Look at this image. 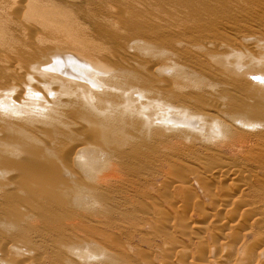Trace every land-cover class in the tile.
<instances>
[{"label":"rangeland","instance_id":"374dc122","mask_svg":"<svg viewBox=\"0 0 264 264\" xmlns=\"http://www.w3.org/2000/svg\"><path fill=\"white\" fill-rule=\"evenodd\" d=\"M11 1L0 2V15L10 17L5 18L7 33L0 40L1 102L10 98L6 101L10 107L19 104L25 74L34 72L30 65L53 51L62 60L73 55L115 68L121 65L130 71L127 73L130 77L132 74L133 84L141 90L136 92L138 88L133 89L132 82L127 86L121 83L118 95H125V88L126 92L143 93L142 99L135 96L134 102L128 100V106L120 112L121 120L120 115L119 119L116 117L118 121L113 119L115 123L122 122L119 128L115 125L111 142L103 141L102 145L94 141L91 128L88 136L93 137L96 147L86 135L92 126H83L85 123L76 120L70 123L69 108L67 117L58 118L64 121L62 125L53 120L62 133L57 137L59 141L51 138L49 147L51 139L47 134L53 127L33 120V128L24 115L27 131L24 116L8 117V111L0 106V127L4 121L14 122L17 118L15 121L22 123L27 133L35 134L30 142L37 140L35 149L44 141L42 148L54 145L59 148L56 153L61 150V155L64 151L69 154L64 152L61 160L60 153H54L48 160L58 161V169L63 172L55 169L59 176L54 170L49 171L53 161L44 167L45 172H50L47 174L42 170L43 163L36 161L42 164L38 169L34 160L24 159V154H18L20 158L0 151V165H5L0 169L6 173L0 171V264H264V257H260L264 256V0H50L54 10L72 23L71 30L60 23L62 31L56 39L42 35L43 38L33 29V23L23 19L26 0H20L23 9L16 8L17 0ZM11 6H16V13ZM13 73L12 79L9 76ZM16 73L24 77L22 82ZM34 77L37 76L31 77L33 88L37 85ZM130 77L123 81L129 83ZM6 80L13 81L5 84ZM17 82L21 86H16ZM12 84L16 86L12 87L14 90L10 88ZM152 99L166 104H160V109L168 107L161 112L150 109L148 116L141 118L138 113L147 108L143 109L142 104L153 102ZM182 107L190 122L181 120L177 109ZM201 113L212 117L204 115L205 119ZM122 119L131 124L135 121V127ZM122 124L125 126L120 129ZM2 132L1 148L5 139ZM65 133L79 142L85 138L80 134L83 133L91 141L83 142L97 151L76 165L72 160L76 149L70 144L75 141L68 143ZM38 134H46L45 139ZM27 162L29 166L33 163V169L36 166L39 175L36 173L35 177L28 165L26 170L31 168L28 171L34 175L22 173L26 170L20 169ZM43 173L50 176L46 178ZM22 174L30 175L24 176V181L32 176L36 178L32 179L34 182L37 180L26 191L35 194L39 186L43 187L38 196L24 192L26 186L21 188ZM54 176L59 177L56 179L60 188L54 187L58 183ZM45 192L50 195L46 197ZM245 205L253 207V211ZM250 249L257 250L255 256Z\"/></svg>","mask_w":264,"mask_h":264},{"label":"bare ground","instance_id":"6f19581e","mask_svg":"<svg viewBox=\"0 0 264 264\" xmlns=\"http://www.w3.org/2000/svg\"><path fill=\"white\" fill-rule=\"evenodd\" d=\"M5 1V0H4ZM7 1V0H6ZM9 1V0H8ZM13 1V0H12ZM11 1V2H12ZM14 1H16V0H14ZM19 1V2H18ZM22 1V0H21ZM20 0H17V2H14V4L15 5H17L18 7H16L17 9L20 7V2H21ZM23 1H25V0H23ZM22 1V2H23ZM1 3H3V0L2 1H0ZM10 2V3H11ZM26 2V3H25ZM25 2H23V3H25L26 5H23V3H21L23 6H26V7H24V8H26V10L24 9L23 10V12H22V14L24 15V17H23V19L25 20V21H27V22H31V25H33L34 24V26H32V28L33 29H35V31L37 32V33H42L41 34V36L43 35L45 38H51V37H54V39H56L55 37H56V35L59 33V31H62L61 29V27L59 26V24L60 23H64V27H65V29L66 30H71V28H70V26L72 27V23L71 22H69V19L65 16V15H63V14H61L60 12H56L55 10H54V8H53V6H52V3H51V1L50 0H26ZM7 3V2H6ZM9 3V2H8ZM16 3H18V4H16ZM1 5V4H0ZM21 5V6H22ZM10 6V5H9ZM3 7V6H2ZM12 7V8H11ZM10 8H11V11L13 10L15 13H16V11H15V7L13 8V6H11ZM7 8H9V7H7ZM20 8H22V7H20ZM3 9V8H2ZM1 9V10H2ZM16 9V10H17ZM23 9V8H22ZM5 10V9H4ZM9 10V9H8ZM21 10V9H20ZM6 11V10H5ZM12 11V12H13ZM19 11V10H18ZM22 11V10H21ZM25 11V12H24ZM3 12V11H2ZM8 12H10V11H8ZM7 13V12H6ZM11 13V12H10ZM13 14L14 13H11L10 15H12L13 16ZM17 14H18V12H17ZM16 14V15H17ZM253 14V13H252ZM3 15V14H2ZM16 17V16H15ZM15 17H13V18H15ZM5 18H10V17H6V14L5 15H3V17L0 15V40L1 39H3V36L5 35V33H7V27L6 26H4V23H5ZM132 19V18H131ZM13 21H14V19H12ZM130 20V19H129ZM128 20V21H129ZM8 21V20H7ZM133 21V20H132ZM29 22V23H30ZM8 23V22H7ZM33 23V24H32ZM13 24V23H12ZM9 25V24H8ZM18 27H22L21 25H19L18 23L16 24ZM27 25H28V23H27ZM27 25H25L26 27H27ZM31 25L29 26V27H31ZM16 26V27H17ZM130 26V25H129ZM28 27V28H29ZM111 27V26H110ZM128 27V26H127ZM15 28V27H14ZM27 28V29H28ZM31 28V29H32ZM112 28V27H111ZM22 29H24V28H22ZM21 29V30H22ZM30 29V28H29ZM13 30V29H12ZM38 30V31H37ZM118 32V31H117ZM13 33V32H12ZM15 33V32H14ZM16 34V33H15ZM70 34H71V31H70ZM116 35V34H115ZM118 35V34H117ZM120 35V34H119ZM12 36H13V34H12ZM15 36V35H14ZM42 36V37H43ZM39 37V36H38ZM43 37V38H44ZM27 38V37H26ZM117 38V37H116ZM38 39H40V38H38ZM54 39H52V40H54ZM123 39V38H122ZM43 40V39H42ZM2 41V40H1ZM17 41V40H16ZM137 41H139V40H137ZM137 41H135V42H137ZM42 42V41H41ZM40 42V43H41ZM140 42V41H139ZM147 42V41H146ZM3 43V42H2ZM2 43H1V45H2ZM39 43V44H40ZM45 43H47V42H44L43 44L45 45ZM141 43H144V42H141ZM147 43H149V42H147ZM147 43H145L146 44V46H147ZM40 45H42V43L40 44ZM43 45V46H44ZM142 45V44H141ZM151 45V44H150ZM149 47V46H148ZM143 48V47H142ZM50 51H48L47 52V54L49 53ZM37 53V52H36ZM41 54V53H40ZM46 54V53H45ZM44 54V55H45ZM46 54V55H47ZM43 55V54H42ZM38 56V55H37ZM39 57V56H38ZM43 57V56H42ZM40 58L39 60H37L38 58H36V55H35V58H36V62H33V64H31L30 66H31V68H32V70L34 71L33 72V74H31V75H33V76H37V77H34V79H36L37 81H36V83L35 84H37L36 86H34V88L32 87L33 85H34V83L33 82H31V77H33V76H31V75H29L30 74V72H28V74L26 75L25 74V71L23 72L24 74H25V80L24 79H22V78H24V77H22L21 76V74L20 75H17V73H16V76L18 77V76H20L19 78H21L20 79V82H22L23 80H24V82H23V85H22V87H23V89H24V92H23V95H21V97H20V95H19V98L21 99L20 100V103L18 104H13V106L11 105V107H10V105L6 102V101H8L7 99H10V98H7L8 96L6 95L7 94V92L9 91V90H7L8 88L6 87V89L5 90H7V92H6V94H5V96H6V101L5 102H1V104H0V106H2V108H3V106L5 107V109H6V111H8V113L6 112V114H7V116L9 117V115H11L12 117L13 116H15V117H22V116H24V115H26V117L29 119L28 120V122L30 121V124L31 123H33V128H34V124L35 123H39V122H37V121H42V122H40V123H44V124H46L47 126H51V127H53V128H51V130L48 132V134H49V136H48V134H47V137H50L49 139H51V138H53V137H55L56 138V140H58V138L57 137H60V134L62 133L59 129H57L58 127L55 125V122L57 121L58 123H60L61 122V125H62V122L64 123V121H58V120H60V119H58V118H62L63 116H66L67 117V113H66V115H65V112H66V110H67V108H69V111H70V113H71V118H72V120H71V118H70V120H71V122L70 121H68V119H67V121H68V123L70 122V123H74V122H72L73 120H76V122H80L81 124L82 123H85V124H83V126L84 125H91L92 127H90L89 129H87V133H86V135L88 136L89 134H88V132L91 130V128L92 129H94L93 131L95 132L94 133V139H93V137H92V139L95 141L96 140V142L97 141H99L100 143H102V145H103V143L106 141V142H111L112 140H113V138L115 137V136H113V134H114V132H115V130H116V128L117 127H115V125L116 126H118V124H120L122 121H120V123H115L116 121H118V120H116L118 117H119V115L121 116V117H119L118 119L119 120H121V118H122V115H121V111L123 110V109H125V107H127L128 106V100H130V101H132V102H134L133 100L135 99V98H139L140 97V99H142V93L141 94H139V93H130V91L128 90V92H126L127 91V89L125 88V90H123L124 89V87H125V85L127 86V85H131L130 84V82H132V74H131V77H130V75L127 73V72H130L129 70H127V68H124V67H122L121 65L120 66H118L117 68H115V67H111V66H108V65H106V64H103V63H101V62H99L98 60H95V61H89V60H87V59H83V58H80L79 56H73V55H69L68 57L69 58H66L65 60H62L56 53H55V51H53L52 53H49L48 55H47V57L45 56V57H43V58ZM79 57V58H78ZM93 60V59H92ZM111 65V64H110ZM116 66V65H115ZM30 68V69H31ZM32 70H31V73H32ZM15 71V70H14ZM14 71H12V72H14ZM17 71V70H16ZM15 71V72H16ZM11 72V73H12ZM20 72V71H19ZM27 72V71H26ZM21 73V72H20ZM132 73V72H131ZM129 75V77H130V80L128 79L127 81H129V83L128 82H124L123 80H124V78L126 79V78H129V77H127L128 75ZM9 75V74H8ZM7 75V76H8ZM13 75L15 76V74L13 73L11 76H9V77H12V79H13ZM134 75V74H133ZM6 76V77H7ZM17 77L15 78L14 77V79L16 80L17 79ZM8 79H10V78H8ZM7 81V80H6ZM13 81V80H12ZM12 81L10 82V80L9 81H7L5 84H8L9 82L10 83H12ZM18 81V80H17ZM18 83V84H16V86H21V85H19V84H22V83ZM121 83H126L125 85H124V87H122V90H123V94H124V91H125V95H123L122 97H120L118 94V91L120 90L119 89V85L121 84ZM128 83V84H127ZM133 83H135V82H132V85H134L135 86V88L134 87H132V86H128V87H132L133 89H136V88H138V87H136V84H133ZM33 84V85H32ZM13 85V84H12ZM122 85V84H121ZM15 85H13V86H11L10 88L11 89H13L12 87H14ZM15 86V87H16ZM127 87V88H128ZM130 89L131 91L133 90V89ZM17 89H18V87H17ZM22 89V88H21ZM25 89H27L26 91H25ZM139 89L140 88H138L137 89V91L136 90H133V92L134 91H136V92H138L139 91ZM14 90V89H13ZM141 90V89H140ZM2 90H0V92H1ZM12 91V90H11ZM16 91V90H15ZM19 89H18V93H19ZM5 93V92H4ZM14 93H16L17 94V91L16 92H14ZM121 93V94H122ZM11 94V95H10ZM10 94H8L9 95V97H11L12 96V94H13V91L12 92H10ZM19 94H21V91H20V93ZM35 94L36 95H40L39 96V98H36V96H35ZM120 94V95H121ZM18 96V95H17ZM136 96V97H135ZM143 96H144V94H143ZM1 97V96H0ZM4 97V96H3ZM135 97V98H134ZM146 97V95L144 96V98ZM14 98H15V96H14ZM121 98V99H120ZM143 98V99H144ZM136 99V100H137ZM145 99H147V98H145ZM160 99V98H159ZM159 99H158V101H159ZM3 100H5V99H3ZM2 100V101H3ZM12 100V99H11ZM18 101H19V99H17ZM156 100H157V98H156ZM187 100H189V99H187ZM18 101H16V102H18ZM139 101V100H138ZM146 101V100H145ZM150 100H148V102L146 103H144V104H142V107H143V109L144 108H146V109H144V110H142V111H140L139 113H138V115L142 118V117H147L148 116V110L150 111V109H152V111H153V109H157V111L159 110V112H161V110L164 108H159L160 107V104H163V103H159L158 101H153V99H152V101L153 102H149ZM162 101V100H161ZM160 101V102H161ZM164 101V100H163ZM162 101V102H163ZM190 101V100H189ZM12 102V101H11ZM186 101H184L183 103H185ZM14 103V102H13ZM135 103H137V102H135ZM135 103H132V104H135ZM183 103H181V104H183ZM186 104V103H185ZM185 104H183V105H185ZM163 105H166V104H163ZM162 105V106H163ZM178 105L179 104H176L175 106H176V108L178 107ZM187 105V104H186ZM135 106V105H134ZM146 106V107H145ZM171 106H172V104H171ZM173 106H174V104H173ZM172 106V107H173ZM140 107H141V105H140ZM168 107V106H167ZM167 107H165L164 108V110L163 111H165V109L167 108ZM186 108H187V106H185ZM184 107V108H185ZM185 108V109H186ZM1 109V108H0ZM170 108H168V110H169ZM185 109H183V107L181 108V110L180 109H177L178 110V114H179V116L181 117V120L183 121V123L184 122H190V120H189V118L188 117H186L184 114V110ZM188 109V108H187ZM3 110H4V108H3ZM174 110H176V109H174ZM174 110H172V111H174ZM183 110V111H182ZM69 111H68V113H69ZM155 111V110H154ZM167 111V110H166ZM129 111H127V113H128ZM169 112V111H168ZM175 112V111H174ZM174 112H172L173 114H175ZM185 112H186V110H185ZM1 113H2V110H1ZM155 113H157V112H155ZM154 113V114H155ZM170 113V112H169ZM171 113V115H173ZM191 113V112H190ZM195 113V112H194ZM193 112L191 113V114H194ZM210 113V112H209ZM6 114H5V117H7L6 116ZM9 114V115H8ZM153 114V113H152ZM164 114V113H163ZM162 114V115H163ZM168 114V113H167ZM177 114V113H176ZM201 114H203V113H201ZM212 114V113H211ZM1 115V114H0ZM2 115H3V113H2ZM69 115V114H68ZM124 115V114H123ZM129 115V114H128ZM156 115H158V114H156ZM161 115V114H160ZM199 114L197 113V116H198ZM207 116V115H210V114H207V113H204L203 114V117L205 118V116ZM4 116V115H3ZM10 116V117H11ZM124 116H126V115H124ZM123 116V119L124 118H126V117H124ZM132 116V115H131ZM164 116H166V115H163V117ZM173 116H175V115H173ZM25 116L24 117H22V120L26 123V118ZM117 117V118H116ZM167 117V116H166ZM169 117V116H168ZM177 117V116H176ZM193 119L195 118V117H193V116H191ZM212 117V115H210V118ZM68 118H69V116H68ZM132 118H134L133 116H132ZM137 118V117H136ZM139 118V117H138ZM192 118H190L191 120H192ZM199 118V117H198ZM202 118V117H201ZM17 118H14V122H11V121H8L7 123H5V121L3 122L4 124V126H3V128L2 127H0V128H2V129H0V130H2V131H0V134H1V132H2V134H4L5 135V139H4V141L1 143L2 144V150L0 149V151L2 152V151H4V153H2V154H4V155H10L11 156V154L12 155H16V156H19L20 157V155H25L27 158H24L25 156H23V158L24 159H28V157L31 159L30 161L31 162H33L32 160H34V162L33 163H35L36 161L37 162H40V163H43V164H45V165H43V168H42V170H43V172H45V171H47V170H45L44 171V167L45 168H48V166L47 165H49L48 164V162L49 163H51L50 161H53V160H50V161H48L49 159H52V157H54L53 155H54V153H56L55 151H58V146H54L53 145V147L52 148H49V147H51L52 145V140L53 139H51L50 140V146L49 145H47V146H45V147H43L42 148V146H43V143L42 142H44V141H42V140H44L45 139V137H46V134H44V137H42V136H40L39 134V137H42L43 139L41 140L42 142L40 143L41 144V147L40 146H38V144L36 145V146H38L37 148L38 149H35V147H34V144L37 142V140L35 141V143H30L31 142V139H32V141H33V136L32 135H35V134H32V135H30L29 133H27L25 130H24V128H27L28 127V124L26 123L25 125V127L24 126H22L23 124L22 123H19V122H16L15 120H16ZM64 119H66V118H64ZM63 119V120H64ZM113 119L114 120H116V121H114L113 122ZM122 119V120H123ZM127 119V118H126ZM166 119V118H165ZM206 119V118H205ZM205 119H203L204 120V123L203 124H205ZM26 120V121H25ZM33 120H34V122H33ZM36 120V121H35ZM53 120H56V121H54L53 122ZM128 120V119H127ZM127 120H123V123L126 121V123H130L131 124V121L129 122H127ZM132 121H133V119H131ZM164 120V119H163ZM180 120V119H179ZM178 120V121H179ZM198 120V119H197ZM214 120V119H213ZM7 121V120H6ZM200 121H201V119H200ZM218 121V120H217ZM66 122V121H65ZM135 122V121H134ZM133 122V123H134ZM181 122V121H180ZM203 122V121H202ZM201 122V123H202ZM213 122H215V121H213ZM69 123V124H70ZM87 123V124H86ZM125 123V124H126ZM132 123V124H133ZM182 123V122H181ZM199 123V122H198ZM21 124V125H20ZM41 124V125H42ZM125 124L123 125H121V127H120V129L122 128V126H125ZM131 124V125H132ZM207 124V123H206ZM213 124H215V123H213ZM219 124V123H218ZM41 125H39V126H41ZM65 125H67V123L65 124ZM78 126L80 125L79 123L77 124ZM76 125V126H77ZM127 125L128 124H126V127L125 128H127ZM130 125V126H131ZM195 125V124H194ZM249 125V124H248ZM31 126H32V124H31ZM36 126H37V124H36ZM35 126V127H36ZM39 126H37V127H39ZM42 126H44V125H42ZM81 126V125H80ZM143 126H145L144 124H143ZM204 126V125H203ZM206 126V125H205ZM208 126V125H207ZM206 126V127H207ZM251 126H253V125H251ZM24 127V128H23ZM36 127V128H37ZM45 127V126H44ZM88 127V126H87ZM86 126L84 127L85 129L87 128ZM133 126H131V128H132ZM134 127H135V123H134ZM223 127V126H222ZM29 128H30V126H29ZM32 128V127H31ZM81 128H83L82 126H81ZM118 128H119V126H118ZM130 128V127H129ZM209 128V127H208ZM43 128H41L40 129V132H41V130H42ZM69 129V128H68ZM70 129H71V127H70ZM69 129V130H70ZM75 129H76V127H75ZM78 129V128H77ZM85 129H84V131H85ZM120 129H118L119 131H120ZM135 129V128H134ZM30 130H32V129H30ZM34 130V129H33ZM38 130H39V128H38ZM67 130V129H66ZM74 130V129H73ZM81 131L83 130V129H80ZM124 130V129H123ZM211 130H213V129H211ZM216 130V129H215ZM27 131H28V128H27ZM122 131V130H121ZM120 131V133H122ZM217 131V130H216ZM215 131V132H216ZM242 131V130H241ZM72 132V130H70V132H68V133H71ZM83 132V131H82ZM220 132V131H219ZM32 133V132H31ZM33 133H34V131H33ZM45 133V132H44ZM68 133H65V134H67L68 135ZM90 133V132H89ZM78 134H79V130H78ZM80 134H82V138H84L85 139V141L84 142H89L90 140L92 141V142H94L92 139H90V137L88 138L87 136H85L83 133H80ZM92 134V133H91ZM119 134V133H118ZM221 134V133H220ZM241 134V133H240ZM75 135H77V131H76V134ZM120 135V134H119ZM239 135V134H238ZM70 136L71 137H73L71 134H70ZM70 136L68 135V143H70V142H72V141H75V139H74V137H73V139H71L70 138ZM80 136V135H79ZM78 136V137H79ZM91 136V135H90ZM92 136H93V134H92ZM241 136V135H240ZM34 137H36V136H34ZM38 137V136H37ZM36 137V138H37ZM37 138V139H39L38 141H40V138ZM62 137H63V135H62ZM64 137H66V136H64ZM77 137V138H78ZM81 137V136H80ZM123 137V136H122ZM239 137V136H238ZM86 138H88V139H90V140H86ZM96 138V139H95ZM119 138V137H118ZM35 139V138H34ZM65 139V138H64ZM83 139V140H84ZM120 139V138H119ZM66 140V139H65ZM64 140V141H65ZM69 140H72V141H69ZM80 140V139H79ZM83 140L81 139V141L82 142H79L78 140H76L74 143L72 142V143H70L71 145H73L74 147L73 148H75L76 150H75V152L73 153L74 155H73V158H72V160H73V163H75L76 165H80L81 163H83V160H84V158L85 157H87L89 154H92V153H95L97 150H94L93 148H91V147H89L88 145H87V143H84L83 142ZM115 140H116V138H115ZM47 141H49V140H47ZM59 141V140H58ZM90 141V142H91ZM104 141V142H103ZM63 142V141H62ZM66 142H67V140H66ZM89 142V143H90ZM96 142H94L93 143V145H95V147L97 146L95 143ZM106 142H105V144H106ZM117 142V141H116ZM53 143L54 144H56L55 143V140L53 141ZM59 143V142H58ZM67 143V144H68ZM88 143V144H89ZM99 143V144H100ZM121 143V142H120ZM119 143V144H120ZM44 144H45V142H44ZM108 144V143H107ZM117 144H118V142H117ZM69 145V144H68ZM67 145V146H68ZM93 145H92V147H93ZM49 146V147H48ZM60 146H61V143H60ZM66 146V147H67ZM264 146V145H263ZM63 147V146H62ZM60 148V149H62L63 150V148ZM69 147V146H68ZM42 148V149H41ZM53 148H56V149H53ZM65 148V147H64ZM126 148V147H125ZM261 148H262V146H261ZM260 147H259V149H261ZM67 149V148H66ZM70 149H71V147H70ZM39 150V151H38ZM69 150V149H68ZM72 151L74 150V149H71ZM231 150V149H230ZM261 150H264L263 148L261 149ZM261 150H260V155H259V157L261 156ZM0 152V153H1ZM7 154H6V153ZM65 152V154H66V152L67 151H64ZM64 152H63V155H64ZM263 152V151H262ZM59 153H60V155H59V157H61L62 156V159L61 160H63L64 159V157H63V155H61V150H59ZM58 152L56 153V156H57V154H59ZM259 153V152H258ZM18 154H20V155H18ZM68 154V153H67ZM67 154H66V156H67ZM248 154V153H247ZM255 154V153H254ZM69 155V154H68ZM65 156V155H64ZM253 156V155H252ZM252 156H249V157H252ZM255 156H257V154L255 155ZM72 157V156H71ZM244 157V156H243ZM247 157V156H246ZM248 157V158H249ZM254 157V156H253ZM264 157V156H263ZM20 158H22V156L20 157ZM56 158H58V157H56ZM254 159V158H253ZM29 160V159H28ZM27 160V161H28ZM113 160V159H112ZM259 160V159H258ZM22 161V160H21ZM66 161H67V159H65V163H66ZM69 161H71L70 159H69ZM255 161V160H254ZM29 162V161H28ZM28 162H27V164L25 165V163H23V165L25 166L24 168H21L23 165L22 164H20V165H22L20 168V170H22L23 171V169H25L26 170V167L28 168V166H29V164H28ZM37 162H36V164H37ZM47 162V163H46ZM68 162V161H67ZM72 162V161H71ZM257 162V161H256ZM33 163H31L32 165H33ZM37 164L38 165V169H40L39 167V165H42V164ZM63 163V162H62ZM61 163V164H62ZM65 163L63 164L64 165V168H65ZM72 163V164H73ZM219 163V162H218ZM221 163V162H220ZM60 164V165H61ZM70 163H67L66 165H69ZM210 164V163H209ZM208 164V165H209ZM224 164V163H223ZM223 164H221V165H223ZM263 164V163H262ZM3 166H5L4 164H2ZM2 165H0V166H2ZM19 165V166H20ZM28 165V166H27ZM31 165V166H32ZM199 165H200V163H199ZM212 165V164H211ZM211 165H209V166H211ZM218 165V164H217ZM220 165V164H219ZM218 165V166H219ZM31 166H29V167H31ZM47 166V167H46ZM202 166V165H201ZM214 166V165H213ZM216 166V165H215ZM53 167V168H52ZM60 167V166H59ZM63 167V166H62ZM212 167V166H211ZM1 168H3L4 169V167H1ZM32 168V167H31ZM30 168V169H31ZM67 168V167H66ZM65 168V169H66ZM204 168V167H203ZM212 168H215V167H212ZM218 168V167H217ZM5 169H7V168H5ZM30 169H28V170H30ZM33 169V168H32ZM31 169V170H32ZM55 169H57V170H59L58 169V161H53V163H51V167H50V169H49V171L50 170H52L51 172H53V170L55 171V175H56V170ZM61 169V168H60ZM63 169V168H62ZM72 169H73V166H72ZM199 169V168H198ZM204 169H207V168H204ZM203 169V170H204ZM2 169H0V171H1ZM28 170H26V172L25 171H23L22 173H29V171ZM66 170H68L69 171V169H66ZM201 170V169H200ZM208 170V169H207ZM210 170V169H209ZM208 170V171H209ZM211 170H213V169H211ZM225 170V169H224ZM223 170V171H224ZM4 173H5V170H2ZM9 171V170H8ZM33 171H34V173H35V177H36V175L38 174L37 173V169H36V166H35V168L33 169ZM36 171V172H35ZM62 170H59V172H61ZM219 171V170H218ZM226 172H227V170H225ZM39 172V171H38ZM225 172V173H226ZM8 173V172H7ZM30 173H31V171H30ZM29 173V174H30ZM37 173V174H36ZM45 173H47V172H45ZM49 174H50V172H48ZM47 173V174H48ZM61 173H63V172H61ZM73 173V172H72ZM209 173H210V171H209ZM32 174V173H31ZM42 174V173H41ZM44 174V173H43ZM53 174V173H52ZM51 174V175H52ZM59 176H60V174L59 173H57ZM212 174V173H211ZM221 174V173H220ZM5 175H6V173H5ZM23 175V174H22ZM32 175H34V174H32ZM31 175V176H32ZM39 175V174H38ZM75 175L76 174H74V177H75ZM206 175V174H205ZM24 176H28V174L26 175V174H24L23 175V177H22V182L24 183H22L23 185V187H21V188H24V186H26V188H24L25 189V191L24 192H26V193H28V192H30L31 194H32V191H26V189H28L27 187H31L32 186V184H35V183H37V180L34 182L32 179H34V176H32L30 179L31 180H29L28 178H29V176H28V178L26 179L25 178V180L26 181H24ZM44 177L46 176L45 174L43 175ZM42 176V177H43ZM48 176H50V175H47L46 176V178L48 177ZM212 176V175H211ZM218 176V175H217ZM221 176V175H220ZM226 176V175H225ZM39 178H37L40 182H41V180H42V178H41V180H40V177L41 176H38ZM53 177V176H52ZM223 177V176H222ZM45 178V179H46ZM54 178H55V176H54ZM53 178V179H54ZM57 178V177H56ZM55 178V179H56ZM59 178V177H58ZM57 178V179H58ZM71 178H72V176H71ZM221 178V177H220ZM36 179V178H35ZM34 179V180H35ZM56 179V180H57ZM61 179V178H60ZM74 179V178H73ZM76 177H75V181H76ZM28 180V181H27ZM59 180V179H58ZM58 180H57V182H58ZM43 181H44V179H43ZM61 181H63V179H61ZM78 181H81L80 180V178L78 179ZM46 182V181H45ZM56 182V181H55ZM73 182V181H72ZM180 182V181H179ZM44 182H42V184H43ZM48 183V182H47ZM60 182H58V183H55L56 185H54V187H57V188H60V186L61 185H59L58 186V184H59ZM71 183V182H70ZM38 185H41V184H39V182H38ZM44 186H45V184H43ZM184 185V184H183ZM36 186V185H35ZM46 186H47V184H46ZM180 186H182V185H180ZM37 187V186H36ZM36 187H34V188H36ZM9 188V187H8ZM39 188L42 190V188L43 187H41V186H39ZM38 188V190H40ZM57 188H55V189H57ZM74 188V187H73ZM72 187H71V189H73ZM75 188H76V186H75ZM30 189V188H29ZM32 190H33V188H31ZM30 189V190H31ZM46 190L48 189V188H45ZM23 190V189H22ZM38 190H37V192H38ZM44 190V189H43ZM52 190H54V189H52ZM45 191V190H44ZM44 191H42V193L44 192ZM56 191V190H55ZM37 192L34 194V191H33V194H32V197H34V195H36V196H38L37 195ZM41 192V191H40ZM54 192V191H53ZM30 193H28L29 195H30ZM47 192H45V196L46 195H50V194H46ZM216 193V192H215ZM18 194V193H17ZM16 194V195H17ZM54 194V193H53ZM214 194V193H213ZM217 194V193H216ZM216 194H214L215 196H216ZM8 195V194H7ZM10 195V194H9ZM40 195V194H39ZM97 195V194H96ZM18 196H19V194H18ZM17 196V197H18ZM43 196H44V193H43ZM211 196V195H210ZM21 197V196H20ZM17 198V199H22V198ZM26 197V196H25ZM41 197H42V194H41ZM47 197V196H46ZM46 197H45V199H46ZM55 197V194H54V196H53V198ZM98 197V196H97ZM96 197V198H97ZM217 197V196H216ZM215 197V198H216ZM13 198H16L15 196H13L12 197V199ZM24 198V197H23ZM43 198V197H42ZM48 198H49V196H48ZM53 198H50V199H53ZM213 198V197H212ZM49 199V200H50ZM218 200V199H217ZM219 200H222V199H219ZM223 200H226V199H224V197H223ZM222 200V201H223ZM228 201V200H227ZM219 202V201H218ZM226 202V201H225ZM255 203V202H254ZM220 204H221V202H220ZM229 205V204H228ZM247 205H249V204H247ZM251 206H253V204H250ZM12 206H14V204L12 205ZM222 206V205H221ZM246 206V205H245ZM17 207V206H16ZM16 207L14 206V208H11V206H10V208L9 209H14V210H16ZM214 207V206H213ZM246 207H248V208H250V206H246ZM223 208V207H222ZM217 209V208H216ZM251 209H253V207L252 208H250V209H247V210H251ZM256 209V208H255ZM215 210V209H214ZM220 211V210H219ZM251 211H253V210H251ZM12 212V211H11ZM11 212H9V214L11 213ZM13 212H17V211H13ZM12 212V213H13ZM251 213V212H250ZM258 213V212H257ZM16 214V213H15ZM15 214H12L13 216L15 215ZM207 214V213H206ZM212 214V213H211ZM251 214H254V213H251ZM258 215H260V214H258ZM247 216V215H246ZM260 216H262V215H260ZM16 217V216H15ZM249 217V216H248ZM251 217L253 218V215H251ZM257 217V216H256ZM18 218V216L14 219V220H16ZM258 219L260 218V217H257ZM18 222H19V219L17 220ZM13 223H15V221H13ZM258 223V222H257ZM16 224V223H15ZM259 225V224H258ZM261 226V225H260ZM259 238H261V235L259 234ZM263 240H262V242H264V238H262ZM256 241H257V239H256ZM255 241V242H256ZM261 241V240H260ZM261 243V242H260ZM259 243V244H260ZM257 247L259 246L258 245V241H257ZM254 245V244H253ZM253 245H252V247H253ZM262 245V244H261ZM95 246V245H94ZM93 246V247H94ZM96 246H98V245H96ZM254 246H256V245H254ZM256 247V248H257ZM251 249H255V247L254 248H251ZM250 249V250H251ZM225 250V249H224ZM257 251V250H256ZM256 251H254V252H252V250L250 251L252 254H254L253 256H255V252ZM262 251H263V249H262ZM264 252V251H263ZM258 255H259V253H258ZM262 255H264L263 253H262ZM250 256V255H249ZM238 257V256H237ZM235 258L236 260L237 259H239V257L238 258ZM250 257H252V256H250ZM259 257V256H258ZM257 257V258H258ZM260 257H264V256H260ZM240 258H242V257H240ZM253 259H254V257H252ZM255 259V260H258V259ZM253 259H252V261H253ZM233 260V259H232ZM250 260V259H249ZM254 260V261H255ZM240 261H242L241 259H240ZM251 261V260H250ZM228 262V261H227ZM257 262V261H256ZM229 263V262H228ZM230 263H232V261L230 262ZM237 263H238V261H237ZM243 262H240V263H238V264H242ZM245 263V262H244ZM243 263V264H244ZM248 263V262H247ZM251 262H249L248 264H250ZM255 263V262H254ZM234 264H236V263H234ZM246 264V263H245ZM252 264V263H251ZM257 264V263H256Z\"/></svg>","mask_w":264,"mask_h":264}]
</instances>
